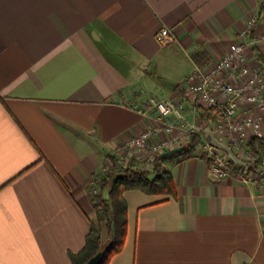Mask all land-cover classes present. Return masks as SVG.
<instances>
[{
	"label": "crops",
	"instance_id": "crops-1",
	"mask_svg": "<svg viewBox=\"0 0 264 264\" xmlns=\"http://www.w3.org/2000/svg\"><path fill=\"white\" fill-rule=\"evenodd\" d=\"M254 15L262 34L264 0H0V264H72L105 165L157 115L134 104L180 98ZM165 27L178 42L159 43ZM161 166L176 195L124 191L125 240L107 264H264L252 168L218 178L195 154Z\"/></svg>",
	"mask_w": 264,
	"mask_h": 264
},
{
	"label": "built area",
	"instance_id": "built-area-1",
	"mask_svg": "<svg viewBox=\"0 0 264 264\" xmlns=\"http://www.w3.org/2000/svg\"><path fill=\"white\" fill-rule=\"evenodd\" d=\"M257 23L258 17L251 16L219 60L196 63L181 85L180 98L150 97L134 104L146 116L152 111L157 115L144 131L120 141L103 173L125 168L152 170L159 154L187 145L193 135L199 134L194 154L206 156L216 177L229 176L234 171L231 158L210 145L205 137V128L211 127L219 140L228 143L240 159L252 166L245 179L264 185V146L259 155L249 150L251 139H264V62L258 57L250 61L248 52L255 45L257 54L264 57V31L257 34ZM157 37L163 46L178 42L177 35L168 27L162 28ZM200 109L212 113L208 124L201 123ZM255 161L259 163L257 168L253 167Z\"/></svg>",
	"mask_w": 264,
	"mask_h": 264
},
{
	"label": "trees",
	"instance_id": "trees-1",
	"mask_svg": "<svg viewBox=\"0 0 264 264\" xmlns=\"http://www.w3.org/2000/svg\"><path fill=\"white\" fill-rule=\"evenodd\" d=\"M257 55L261 57L260 54ZM194 57L196 60H200L199 55ZM261 59L264 62L262 57ZM198 64L203 65L202 63ZM199 114L205 124H208L213 118L212 113L205 109H200ZM200 138L199 134L193 135L191 141L187 144L186 150L180 152L177 156L189 157L194 154V146ZM249 146L259 153V149L264 146V139L254 137L249 141ZM161 161L162 159L158 156L154 168L149 171L125 168L99 176L102 192L96 197V210L100 222L107 218L108 237L103 240L100 226L92 224L84 248L79 253L71 256L72 264H85L96 253L108 246L106 255L100 263L107 264L110 258L122 249L127 225V205L123 198L124 191L138 189L153 195H176L172 172L162 167ZM231 166L234 169L252 168V166H238L232 161ZM106 190H108L109 199L105 198L104 192Z\"/></svg>",
	"mask_w": 264,
	"mask_h": 264
},
{
	"label": "water",
	"instance_id": "water-1",
	"mask_svg": "<svg viewBox=\"0 0 264 264\" xmlns=\"http://www.w3.org/2000/svg\"><path fill=\"white\" fill-rule=\"evenodd\" d=\"M204 134H205L207 141L210 143V145H212L213 147H216L220 150L225 151L229 155V157L231 158V161L234 164H236L238 166H249L250 165V163L248 161L240 159L228 143H225V142L219 140L216 137V135L214 134L211 127H206L204 130ZM186 148H187V145H182V146L175 148L173 150L163 152V153L159 154L158 156L160 159L172 158V157L177 156V154H179L180 152L186 150ZM107 249H108V246H105V248L103 250L96 253L85 264H100L102 262L104 256L106 255Z\"/></svg>",
	"mask_w": 264,
	"mask_h": 264
},
{
	"label": "rangeland",
	"instance_id": "rangeland-1",
	"mask_svg": "<svg viewBox=\"0 0 264 264\" xmlns=\"http://www.w3.org/2000/svg\"><path fill=\"white\" fill-rule=\"evenodd\" d=\"M202 124H205L204 120L201 121ZM251 153L253 154H257L259 155L260 153H257L255 150L253 149H249ZM259 166V163L257 161H255V163L253 164V167L254 168H257ZM105 198L109 199V193H108V190H106V194H105ZM95 225H99L100 228H101V232H102V239L103 240H106L107 237H108V227H107V218L104 219L103 221H99L98 219V216H97V220L96 222L94 223Z\"/></svg>",
	"mask_w": 264,
	"mask_h": 264
}]
</instances>
